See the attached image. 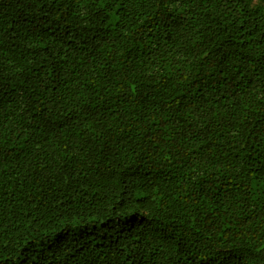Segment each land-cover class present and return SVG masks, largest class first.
Segmentation results:
<instances>
[{
    "label": "trees",
    "instance_id": "1",
    "mask_svg": "<svg viewBox=\"0 0 264 264\" xmlns=\"http://www.w3.org/2000/svg\"><path fill=\"white\" fill-rule=\"evenodd\" d=\"M0 264H264V0H0Z\"/></svg>",
    "mask_w": 264,
    "mask_h": 264
}]
</instances>
